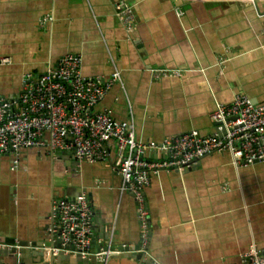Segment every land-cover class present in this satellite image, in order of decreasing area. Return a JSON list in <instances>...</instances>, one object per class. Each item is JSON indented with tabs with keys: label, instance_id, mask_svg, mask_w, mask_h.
I'll list each match as a JSON object with an SVG mask.
<instances>
[{
	"label": "crops",
	"instance_id": "crops-1",
	"mask_svg": "<svg viewBox=\"0 0 264 264\" xmlns=\"http://www.w3.org/2000/svg\"><path fill=\"white\" fill-rule=\"evenodd\" d=\"M126 7L128 22L118 14ZM75 54L86 77L120 74L94 110L132 122L136 139L210 135L218 102L245 94L264 104V0H0L2 97L21 93L25 73L39 76ZM110 151L96 162L35 147L1 154L0 242L28 247L34 264L53 201L83 192L93 212V250H128L97 264H241L253 244L264 248V162L235 167L227 152L212 153L190 169L152 173L141 253L134 250L135 198L121 190L120 158L112 144Z\"/></svg>",
	"mask_w": 264,
	"mask_h": 264
},
{
	"label": "built area",
	"instance_id": "built-area-1",
	"mask_svg": "<svg viewBox=\"0 0 264 264\" xmlns=\"http://www.w3.org/2000/svg\"><path fill=\"white\" fill-rule=\"evenodd\" d=\"M118 14L127 22L133 18L129 7ZM81 62L78 54L66 55L55 68L39 76L25 73L16 98L0 95V155L35 147L51 156L70 153L77 162H96L111 157L112 144L120 158L121 190H129L135 198L140 252L146 253L148 247L144 188L149 186L152 173L190 169L212 153L227 152L235 167L264 162V104H252L245 94H238L229 104H216L210 115L215 130L210 135L189 130L159 143H145L134 136L132 122H117L108 110H94L121 81L120 74L114 71L103 80L86 77ZM151 151L162 152L164 157L149 159L146 156ZM13 160L15 168L17 160ZM93 229V212L85 193L55 199L48 216L46 242L38 248L47 259L60 254L94 256L100 263L125 252V247L110 245L94 251ZM1 248L9 249L10 245L0 242ZM241 264H264V248L253 244L242 254Z\"/></svg>",
	"mask_w": 264,
	"mask_h": 264
},
{
	"label": "water",
	"instance_id": "water-1",
	"mask_svg": "<svg viewBox=\"0 0 264 264\" xmlns=\"http://www.w3.org/2000/svg\"><path fill=\"white\" fill-rule=\"evenodd\" d=\"M73 161H76L75 158L68 153ZM61 156V155H59ZM77 162V161H76ZM6 244L10 245V248H1L0 249V256L3 257H8L11 259H14V264H29V262L27 263V259L30 255V253H32L28 247L22 245V244H17L15 245L14 242L12 243H8L5 242ZM93 244H94V239H93ZM19 245V246H18ZM140 248V242L137 246H135L134 250H139ZM128 249V248H126ZM132 249V247H131ZM124 250V248H123ZM128 250H125V252H127ZM124 253V252H123ZM142 253V252H141ZM44 252L42 251V249L37 250L34 254H32V259L34 264H59L61 262H68L70 264H88V263H92V264H97L96 258L94 256H90L88 258H81L80 256L77 257H70L68 255H63L60 254L58 256H56L55 258L51 257L49 259H41V257H43ZM0 264H4V262H0Z\"/></svg>",
	"mask_w": 264,
	"mask_h": 264
}]
</instances>
